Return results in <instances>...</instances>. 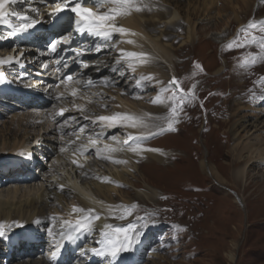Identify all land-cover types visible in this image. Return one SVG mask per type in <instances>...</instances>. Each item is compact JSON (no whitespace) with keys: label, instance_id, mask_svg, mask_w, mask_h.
<instances>
[{"label":"rangeland","instance_id":"1","mask_svg":"<svg viewBox=\"0 0 264 264\" xmlns=\"http://www.w3.org/2000/svg\"><path fill=\"white\" fill-rule=\"evenodd\" d=\"M146 1L153 7H158L164 11L170 10L174 5L176 6V1L173 5H170L171 7L159 4L160 0ZM177 1L181 9L180 20L169 25V27L160 24L156 27L154 33H159V30H161L164 35L163 41H166L174 49L173 60L175 68L177 67L176 75L177 78L179 77L178 81L185 92H188L193 84L196 85L194 91L197 99L185 104L180 111V113L186 112L188 117V120L182 122H189L191 126L189 127L187 124L180 126L177 123L175 125L177 131L163 132L151 136L143 142L146 144L156 138L166 137L154 141L152 144L150 143L149 146L170 147L178 153L184 154L186 158L182 157L183 159L178 160L177 165L170 163V166L158 165L154 161L151 163L140 160V164L142 163L140 165L141 171L144 173L145 178H143L144 175L141 177V174H138V179L135 180V183L138 182L136 186L124 189L125 192L122 189V197H115V201L119 209L127 208L132 212V215L127 216L126 220L131 219V224H137L141 233L139 237L145 240L146 243L148 242L149 246L155 247L144 251L142 254V257L145 258L143 264H264V199L256 198L260 191H257L254 185L250 187L244 185L233 186L240 196L248 197L245 207H240L232 201L233 199H229L230 202L232 201L231 204L222 201L213 203V199L217 197V194L218 196L219 194H228L230 198H233L235 195L231 192L235 190L221 189L218 186L219 183L198 167L200 164H196V161L206 158V160L216 163L222 174L232 182L230 173L233 169L225 170L224 161L231 160L228 155L233 139L230 127L238 117L231 118L230 114L236 112V110L241 111V114H255L256 110L264 109V100L261 99L264 96V82H262V77H264V51L259 48V37L264 34L260 33L259 28L250 29L249 37L255 34L258 37L257 43L249 44L244 48L233 47L231 50L227 48V45L233 41H242L243 33L240 30L250 20L257 24L264 21V0H238L233 3L227 1L226 3L225 0H214V3H211V0ZM27 2L29 6L31 1ZM24 8L22 7L18 12H23ZM133 12L137 11L133 10ZM144 12L145 10H142V13ZM147 12L153 14L155 10ZM189 26L194 29V36L189 43L182 45ZM3 35L9 36V33ZM0 44V49L8 46V44L2 42ZM251 55L259 57L255 66L249 64L243 68L239 67L243 64L244 59H250ZM41 63L43 64L42 61L36 60L34 65H24L25 68L22 67L24 69L21 72L24 71L28 75L33 72V75L41 78L39 75L46 74V68ZM15 64V66H19L18 62ZM195 64L202 67L198 68ZM220 67L222 69L219 70ZM121 68L123 69V67ZM25 69L27 70L25 71ZM7 71L9 72L8 76H10L9 81L17 83L19 86L21 83H24L23 87L31 85L35 81L37 82L36 86L40 83L38 79L18 80L13 77L14 74H17L13 73V69H7ZM152 73L157 74L156 72ZM17 75L20 76L19 73ZM109 75L115 77L117 73L115 72L114 75L109 73L106 76L109 77ZM148 75L151 74L143 72L140 76ZM151 76L153 77V75ZM153 78L152 82L137 83L138 79L134 80V77H132L127 84H108L105 86L108 91L104 94L106 96L110 92L108 96L101 99H92L95 102L93 106L96 107L97 112L95 116H98L101 112L106 114L115 113L118 111L117 108L121 110L120 103L110 97L111 94L117 97L120 92L136 112L164 104L171 106L167 100L159 104L150 102L159 94V88L167 85L168 81L171 80L168 76H158V78L154 76ZM128 79H124V82ZM156 81L162 83H156ZM101 86L83 93L77 104L91 109L90 104L84 100L90 96L95 97L93 95L95 90H101ZM48 90L52 92V88L48 87ZM90 92H93V94H90ZM137 95L141 96L136 98ZM23 96L24 94H18L11 97L19 100ZM10 101L11 99L0 96V138L4 135L11 136L16 133L17 135L13 137L23 136L25 131L26 134L38 133L39 131L41 136H45L47 133L43 127L55 124V114L60 107L57 102L53 105L57 107L55 112H53V107H51L53 109L51 111V109L45 108L46 105H39L34 100L28 104L12 103L13 107L26 109V112H19L17 109L10 107ZM103 101L109 103L106 104L107 107H101L100 104ZM74 109L76 110V107ZM76 115L78 114L75 113L74 117ZM75 121H77L76 118ZM75 123H72L74 128L77 124ZM72 125L68 124V126ZM147 125L151 131L157 129L154 123L148 122ZM61 131L58 129L57 135H60ZM67 131L69 133V130ZM160 135H162L161 138H159ZM52 137L56 138V134H53ZM65 138L59 136L57 138L59 142L54 141V146L56 148L62 146ZM13 160L6 159L4 153L0 154V175L6 174L4 178L14 177L10 167L16 164L15 162H18V160L17 158ZM40 160L43 161V159ZM97 160V158H94L93 161ZM104 163L103 165H107ZM61 166H64V164ZM47 167L48 163L43 164L41 174L46 175L44 178L50 177L51 172L45 170ZM161 167L162 169H160ZM18 171L20 170L18 169L15 172L18 173ZM47 172H49V176ZM203 180L207 182L205 183ZM40 181H43V178ZM13 183L24 182L12 181L8 184ZM147 183L157 186L162 191L159 197L161 198L160 201L153 202L146 198H137L138 188L146 189ZM202 184L208 188L206 193L202 188H199ZM212 184L218 185L210 188ZM193 185L198 189H191ZM6 187L2 185L0 189ZM212 190H216L214 194H212ZM218 190L222 191L219 192ZM206 196L208 200L204 202ZM122 199L133 200L134 211L133 207L128 206ZM69 200H71L70 197ZM193 210L199 215L193 216ZM202 211L205 212L204 215H201L203 214ZM234 226L237 227L236 231L233 229ZM232 239H236L239 243L235 263H232L226 256ZM141 244L143 247V243ZM132 249L129 250L130 254H133ZM0 262V264H4L2 261Z\"/></svg>","mask_w":264,"mask_h":264},{"label":"bare ground","instance_id":"2","mask_svg":"<svg viewBox=\"0 0 264 264\" xmlns=\"http://www.w3.org/2000/svg\"><path fill=\"white\" fill-rule=\"evenodd\" d=\"M27 1H31L30 5H27ZM48 0H18V3L9 5V11L19 13L18 10L22 7H25L23 12L19 14L24 15H37L36 11H39V15L35 16L34 18H43L44 12L43 10L47 7ZM159 4L170 6L174 5L173 8L170 10L164 11L160 10L158 7H153L150 5L146 0H137L139 6L143 8V11L131 12L130 15L121 16L117 18L116 23L119 26H123L127 29H130L131 32L135 33V35H124L121 36L119 34L115 35L113 41L107 42V46L103 47L99 52L100 56H96L94 60L91 62V66L87 69L88 79L97 80L96 85L94 87H100L102 84L101 82L105 79H108L110 83H128L132 77L138 79V77L143 72L150 73L151 75L159 77H169L172 79L173 76L177 78L176 75V68L175 62L173 60V48L170 44L163 41V33L159 30V33H154L156 27L160 24L163 26L172 25L176 23L181 18V9L177 4V0H160ZM231 2L238 0H225V2ZM207 2V1H206ZM226 2V3H227ZM211 3H214V0H211ZM225 3V4H226ZM146 6V7H145ZM171 7V6H170ZM107 9V7H106ZM236 9V8H234ZM155 10V13H149L147 11ZM8 21L12 25H16L17 27H10L9 23H0V35L5 33H17L19 32V25L22 22L17 21V16H9ZM187 22V20H186ZM2 27V28H1ZM158 31V30H157ZM10 36V35H9ZM194 36V29L189 26L187 29V35L185 37V41H183L182 45H186L189 43ZM128 39L133 40L134 44H128L126 42H119V41H126ZM17 44V43H15ZM181 45V46H182ZM117 47V48H116ZM117 49V50H116ZM123 49L125 51H135V52H142L147 54V62L146 63H137L136 64V72L132 73L130 70L126 69V64L124 61L117 63L116 61L120 60V50ZM4 50L0 49V54L3 53ZM18 52V54H16ZM13 57L9 54H5L3 56L0 55V60H8L15 58L20 55L23 50H17ZM110 52L108 55L107 53ZM30 54H25V61H31ZM16 61V60H15ZM42 61V60H38ZM43 62V61H42ZM16 63V62H14ZM24 64V63H23ZM44 64V63H43ZM9 63H5L0 65V73H3L0 76V91L6 93L9 96L18 95V94H26V92L31 91L33 86H36L37 82H32L31 85H27L25 87L24 83H21L20 86L17 83H13L9 81L8 71L6 70ZM18 65H21V62L18 61ZM28 65V64H27ZM23 66H15L13 68V73H19L23 78L26 77V73L21 72L19 68ZM123 67V69L121 68ZM157 67V68H155ZM24 69V68H23ZM113 69H118L119 71H113ZM222 67L219 68V70ZM27 69H25L26 71ZM218 70V71H219ZM106 71V72H105ZM151 71V72H150ZM169 71V72H168ZM117 73V76L112 77L107 74ZM152 72H156L157 74L154 75ZM11 73V72H10ZM7 74V76H6ZM34 73L30 72L29 75H33ZM44 75V74H41ZM39 75V77H42ZM38 76V75H37ZM129 78L126 82L124 79ZM179 78V77H178ZM177 78V80H178ZM138 81V80H137ZM166 81V80H165ZM134 82V81H133ZM109 83V84H110ZM117 84V85H118ZM38 86V85H37ZM137 86V85H136ZM102 89L96 90L97 93L94 92V96H90L85 102L90 104V108L84 107L83 113L76 110L78 115H82L81 119L84 124V130L71 133L70 127L67 128L69 130L68 137L64 139L62 142V146L56 148L54 146V141H58V139L53 138L52 135L54 133L51 132V126H45L46 135L41 136L40 132L33 133V134H23V136L13 137L16 134L8 136L4 135L0 138V154L5 155L6 159L10 161H14V158L17 160L28 152H32V154H39L44 152V149L47 147H52L55 151V155L46 154L47 158L52 159V165L49 169L50 177L43 178V181H38L39 178H33L31 180L25 181L24 183H13L6 188L0 189V225L3 226L4 235L0 236V241L4 237H8L24 231L26 229H31L33 227H37L36 230L39 231L41 229H45L52 239V241H56L58 234L68 228L64 221L68 220L74 223L77 219L80 218L81 214H72L71 209L75 207H79L87 211L88 209H94V215H99L101 218L99 220H94L92 223L93 231L90 233V238L87 241V244L82 247V252H86V260L83 259L82 255L76 256L72 259L71 263L69 264H88L87 262L95 257H99L101 264H113L114 262L119 261L120 256L122 253L119 254L118 257L115 259L111 257L100 256L94 253L92 250L95 248L98 251L102 248V245L97 243L99 240L102 239L100 232L105 230L104 225H112L114 227H126L130 220L126 219H119L113 218L114 215L118 217L120 214H124L127 217V214L123 212V209H119L117 202L115 201V197H122V191L126 188L134 187L138 182L135 183V180L138 179V174H141V177L144 175L141 171L142 163L140 164V160L147 161V162H157L158 165L161 164L162 166H167L170 163H174L177 165L178 160L185 159L186 156L184 154L178 153V151L171 149L170 147L163 146L162 147H151L149 146L150 143H154V141H159L166 137L160 135L159 138L161 139H154L152 141H148V143L144 144L142 141L143 148H154L158 149L159 151H143L141 154L133 153L126 146H124V141L127 139L128 133L132 135H142L147 134L151 131L148 127L147 128H137V129H125V128H111V129H104L103 131L106 135L101 137L103 143H108L113 147H124V151H118L115 153H110L106 155H111L112 160L104 159L103 156L98 158L96 156L95 150H89V154L86 156H80L79 154L74 155V150L82 144H88L90 137L93 133L101 131L98 125H93L90 123L89 120H85L83 115H87L90 117H95L92 113L95 114L96 110L93 106V100L95 98L101 99L106 96V92L108 91L105 86H101ZM148 87V86H147ZM48 88V87H46ZM135 89V88H133ZM90 91V90H88ZM87 91L82 92L79 94V97L86 93ZM244 92V91H243ZM101 95V96H100ZM167 95V94H166ZM141 95H137L140 97ZM111 99H115L116 102L120 103L121 110L117 108L118 111L116 112H125L131 113L136 115H144L145 116V123L151 122L154 123L156 126L166 127L167 121L166 117L169 115V111L171 106L169 105H161L155 108H148L147 110L137 111L130 105L120 92L117 97L113 94L110 95ZM59 104V102H58ZM109 104L106 101H103L101 107L104 105ZM78 105V104H77ZM80 105V104H79ZM61 107V106H60ZM59 107V108H60ZM189 107V106H188ZM187 107V108H188ZM126 110V111H125ZM135 110V111H134ZM104 113V112H103ZM102 112L99 115H111V114H103ZM113 114V113H112ZM78 115H76V119H78ZM231 118L238 117L234 120L231 124L230 132L232 133L233 139L231 147L228 151V155L231 158L230 161L225 160V170L233 169L231 174L232 182L222 174L218 165L216 163L210 162L206 158L196 161V164H200V167L203 171L207 172L210 177L216 180L219 183V187L228 188L229 190L234 189L233 186L244 185L245 187H250L252 185L256 186V190L260 191L259 195L256 198L264 199V109L256 110V113H247L241 114V111L236 110V112L230 114ZM229 117V118H230ZM190 119V118H189ZM188 120L186 116V112L180 113L179 115V123L178 125L187 124L189 127L191 123L189 122H182ZM55 124L59 123L58 119L54 118ZM192 122V121H191ZM82 124V125H83ZM58 131V127L54 128ZM147 129V130H144ZM64 130V128L62 129ZM158 129H153L151 132L157 131ZM89 131L85 138H81L82 133ZM51 134V135H50ZM117 137V141H112L110 139L111 136ZM57 135V134H56ZM172 135V134H171ZM79 137V139H77ZM70 141H75V144L69 143ZM147 142V141H146ZM131 144V142H130ZM199 146V145H198ZM65 149L61 151V149ZM91 151V152H90ZM3 152V153H2ZM45 155V153H44ZM221 155V154H220ZM183 157V158H182ZM94 158H97V161H93ZM77 160L78 164H82L83 167H78L76 164L72 163V160ZM107 165H103V161ZM113 160H123L126 163L117 164L114 163ZM197 160V157H196ZM42 161V160H39ZM93 161V163H91ZM112 162V163H111ZM200 162V163H199ZM12 167H10L11 173L14 177L8 176L3 179V181L7 180V183H11L12 181H20V177L17 176L18 169L22 171L20 168V163L15 162ZM104 163V164H105ZM64 164V166H61ZM113 164V165H112ZM144 164H146L144 162ZM19 165V166H18ZM55 165V167H53ZM40 173L43 170V165H39ZM170 166V165H169ZM143 168V167H142ZM166 168V167H165ZM162 169V167L160 168ZM159 169V170H160ZM18 171V173L20 172ZM227 172V171H226ZM181 173V172H180ZM10 174V173H9ZM42 175V174H41ZM88 175V176H87ZM99 178H106V179H98ZM140 178V177H139ZM145 178V175L143 176ZM206 179V178H205ZM150 180V179H149ZM213 181V180H212ZM6 182V181H5ZM203 182H207L204 181ZM209 183V182H208ZM215 183V182H214ZM117 185H123L117 186ZM203 185V184H202ZM202 190L206 193L207 187L202 186ZM206 185V184H205ZM216 185V186H217ZM2 186V185H1ZM61 186H63V190H61ZM190 186V185H189ZM215 184H212L210 188L216 187ZM140 187V186H139ZM1 188V187H0ZM236 188V187H235ZM255 188V187H254ZM123 189V190H122ZM191 189H198L194 185ZM124 190V192H125ZM201 190V191H202ZM210 190V189H209ZM224 190V189H223ZM235 196L230 198L228 194H223L213 199V203H218V201L228 202L231 204L233 201L237 203L240 207H245L248 201V197L240 196L238 191L234 189ZM216 191V190H215ZM212 190V194L214 192ZM221 192L220 190H218ZM217 191V192H218ZM128 192V191H127ZM210 192V191H208ZM162 191L154 185L147 183L146 189L138 188L137 198H146L149 201H157L161 198L160 194ZM262 194V195H261ZM225 196V197H224ZM69 197L71 200H69ZM219 197V198H218ZM124 199V198H123ZM122 199V200H123ZM211 199V198H210ZM229 199H233L231 202ZM208 200V197H204V202ZM129 206L133 207V200H123ZM160 201V200H159ZM162 201V200H161ZM109 209H116L117 211L111 212ZM132 210V209H131ZM134 211V208H133ZM203 212V211H202ZM198 213L193 210L192 215L196 216ZM205 212H203L204 215ZM189 215V214H188ZM191 215V216H192ZM199 215V214H198ZM190 216V217H191ZM188 217V216H187ZM132 218V217H131ZM158 219V218H157ZM188 219V218H187ZM154 220V219H153ZM198 220V219H197ZM140 222V221H139ZM44 226H42V224ZM149 223V222H148ZM234 231L237 230V227H233ZM140 230V229H139ZM50 242V241H49ZM147 247V245L140 241L134 244L135 247L139 246ZM137 244V245H136ZM230 247L228 248V252H226L227 258L232 262L235 263L237 260V250L239 248V243L236 239H232L230 242ZM48 246H51L49 244ZM142 247V248H143ZM40 252L41 250H36ZM125 255V254H124ZM17 259V257H14ZM3 262V259H0ZM5 264V263H4ZM10 264H51L49 256L43 257H36L31 255L23 254L21 260L18 262H12ZM99 264V263H97Z\"/></svg>","mask_w":264,"mask_h":264},{"label":"snow or ice","instance_id":"3","mask_svg":"<svg viewBox=\"0 0 264 264\" xmlns=\"http://www.w3.org/2000/svg\"><path fill=\"white\" fill-rule=\"evenodd\" d=\"M18 3V0H0V23H9L10 27H17L16 25H12L8 21V17L17 16L22 22L20 23L19 30L26 31L29 28H32L38 22L35 19L30 18L27 14L21 15L19 13L10 12L9 5ZM53 3L56 5L54 11L49 15L56 16L57 20L60 19V14L66 12L70 18H72V24L74 25L75 33L79 35H88L93 38L100 39L106 42L104 45L95 44L92 47L95 48L97 52H99L103 47L107 46V42L113 41L115 35L119 34L121 36L124 35H135V33L131 32L130 29H127L123 26H119L116 21L118 17L130 15L133 10L135 11H142L143 8L138 5L137 0H53ZM92 3L94 7H86L84 5ZM105 11H100V9L105 8ZM146 7V6H145ZM36 14L39 15L38 10ZM259 28L261 34H264V21H261L259 24L253 21H249L248 24L243 27L240 31L243 33L242 41L236 40L232 43L227 45V48L231 50L233 47L244 48L247 47L249 44H255L258 41V37L255 34H252L249 37V30H255ZM11 35V33H9ZM72 33L69 32L67 35H63L59 39H55L49 42L48 45V52L50 54L56 53L58 50V46L61 44L70 45L72 43ZM119 42H126L128 44H134L135 42L131 39L126 41H119ZM259 48L261 51H264V35L259 37ZM72 52L75 53L77 58H80L91 51V48H81L79 46L72 48ZM20 55H23L21 53ZM259 57L257 55H251L250 59H244L243 64L239 67L243 68L251 64L255 66ZM124 61L126 64V69L130 70L132 73H135L137 68V63H146L147 62V54L142 52H135V51H125L123 49L120 50V60L116 61L120 63ZM18 61H14L12 58L8 60H0V65L5 63H14ZM53 63L57 66L55 71L57 73L61 72V68H68L66 63H63L61 59L57 58L53 61ZM83 68H88L89 64L86 62L81 61ZM196 67L200 68L199 64H195ZM45 68L48 67L47 64L44 65ZM118 69H113V71H117ZM3 73H0L2 76ZM153 77L151 75L148 76H140L137 83L140 82H152ZM74 77L72 74H63V78L60 79L59 85H64L65 89L67 90L69 86V82L73 81ZM262 82H264V77H262ZM75 83L81 84V89L83 90L84 87H91L93 86V81L88 79L86 84H82L80 79H75ZM110 83L108 79H105L101 82L102 85L107 86ZM156 83H162L160 81H156ZM195 88L196 85L193 84L191 89L188 92L181 87L180 82L177 80L175 76L172 77L170 81H168L167 85H164L159 88V94L156 98L152 99L150 102L153 104L163 103L167 100L171 104V108L169 111V115L166 117V127H157L156 132L149 131L147 134L142 135H132L128 133L127 139L123 142L124 146L128 148L133 153L141 154L143 151H159L158 149L154 148H143L142 141L149 139L151 136L159 135L163 132H175L177 128L175 125L179 123V115L180 111L183 109L184 105L195 101L197 99L195 95ZM78 90L73 88L70 95L74 99L77 96ZM167 94V95H165ZM139 98V97H136ZM57 100L67 99L65 93L58 94L56 97ZM264 100V96L261 97ZM74 107L77 108L78 111L83 113L84 108L82 105H75ZM104 107H107L104 105ZM69 111L68 108H60L59 112L56 115L63 116L65 112ZM75 120V117L72 118ZM85 120H89L90 123L93 125H98L101 131L95 132L89 139L88 144H82L74 150V155L79 154L80 156H86V153L89 152L90 148L95 150L96 156L98 158L102 157L104 159L112 160L111 155H106L110 153H115L118 151H124V147H113L108 143H103L101 137L106 135L103 131L104 129H111V128H147L148 125L145 123V116L144 115H136L131 113L125 112H115L111 115H98L93 117L84 116ZM67 123V119L65 120ZM63 127V125H61ZM85 126H81L80 131L84 130ZM79 139V137H77ZM110 139L112 141H117L116 136H111ZM131 142V144H130ZM69 143L75 144V141H70ZM65 149H61L64 151ZM114 163L121 164L126 163L123 160H113ZM73 164H76L78 167H83L82 164H78L77 160H72ZM98 179H106V178H99ZM123 186V185H117ZM61 190H63V186H61ZM166 199V197H164ZM135 206H133L134 208ZM111 212L117 211L116 209H109ZM72 214H81L80 218L75 221L73 224L71 221L65 220L64 224L69 228L68 236L71 238V233L76 232L79 233L80 231H85L91 233L93 231L92 223L94 220H99L101 217L99 215H94V209H88L85 211L79 207H73L71 209ZM123 212L127 214V216L132 215V212L125 208ZM113 218H119L121 220L126 219V215L120 214L118 217L114 215ZM103 231L100 232L102 237L97 243L102 245V248L98 251L97 249H93L92 251L100 256L111 257L115 259L119 256L120 253L129 251L133 245L137 242L139 235L141 234L139 231V226L137 224L129 223L126 227H114L112 225H104ZM4 230L3 226L0 225V236H3ZM60 235H65L62 231Z\"/></svg>","mask_w":264,"mask_h":264}]
</instances>
